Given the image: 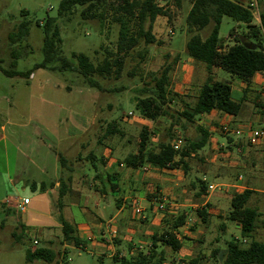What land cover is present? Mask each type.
I'll list each match as a JSON object with an SVG mask.
<instances>
[{
  "label": "rangeland",
  "instance_id": "rangeland-1",
  "mask_svg": "<svg viewBox=\"0 0 264 264\" xmlns=\"http://www.w3.org/2000/svg\"><path fill=\"white\" fill-rule=\"evenodd\" d=\"M62 1L0 0V65L4 69H10L12 51L14 50L20 55L16 71L33 73L29 77L9 78L0 71V128L5 126L7 132L13 136V145L19 146L24 152L27 151L28 146L34 145L37 141L40 144L49 145L54 152H63L70 147L77 151L80 149L81 143L89 142L90 148L84 151L83 157L88 151L98 150L96 142L102 140L108 129L109 134L112 132V135L107 136L108 140H103L104 145L106 143L113 148L114 153L119 156H127L128 153L136 150L139 134L142 131V126L139 125H142L143 120H146L137 107V100L149 96L145 90L154 85V75H159L165 67H172L171 79L173 80L179 61L188 57L186 45L189 38L194 34H199L203 39H206L210 34L211 27L190 33L186 24L188 13L192 7L190 1H182L178 7L174 0H156L157 5L163 7L167 16L158 17L153 25L152 35L155 37V43L147 44L143 38L139 39L138 44L127 51L123 70L119 76L115 73L106 77L94 76L95 81L102 87V90H99L90 87L84 77L76 71L35 69V66L44 60L43 25L46 19L49 17L57 19V26L62 38L60 47L62 57L77 65L73 55L83 54L91 59L94 66H98L106 58L111 56L115 59L120 55L118 40L122 26L125 27L128 38L138 36L141 26L138 14L127 15L118 12L119 3L111 0L106 6L97 10L87 12L86 7H77L70 14L59 17L58 9ZM258 8L260 12L261 7ZM254 18L255 23H258V16H254ZM24 21L29 23V34L24 41L13 44L9 36L18 31L19 25ZM236 26L237 24L230 18H223L220 38L225 40L228 45L234 43L230 34ZM148 27L149 21H146L143 28L146 31ZM169 30L173 31V35H169ZM243 31L244 26L241 29L238 28L236 34L240 35ZM193 66L199 68L200 73L204 71L203 67H206L207 70V66L200 62L194 61ZM205 73L208 77V70ZM212 73L215 78L231 83L233 86L239 83L235 76L222 69L215 68ZM192 83L194 88L189 91L188 96H184L185 99L177 98L178 101L172 105L174 111L182 112L186 106H194L196 103L199 90L204 83L202 78L201 81L195 79ZM233 97L235 100H239L237 94H234ZM259 100L264 106L262 96ZM254 110H258L259 113L264 109L254 106ZM222 118V114L214 118L198 117L194 124H188L185 133L178 126L170 131L171 122L167 119L161 118L156 122H151L154 130L148 148L158 150L160 142H172L177 132H181L184 141L196 140L200 137L198 128L208 132L215 128L217 133L212 134V139L220 138L221 142H226L223 138L226 135L221 129L228 125L229 128H234L235 125L231 126V122L221 125ZM237 118L240 119L239 116ZM91 123H95V126H90ZM251 127L246 126L242 130L250 131ZM84 130L87 132L84 134L85 136H81L80 132ZM212 139L209 145L199 151L195 157L187 159L189 166L187 173H182L184 169L181 167V172L170 176L175 180L173 187L177 195L167 193L165 196L169 205L176 202L184 203L186 200L195 203L191 182L205 176L208 180L207 187L213 184L219 188L211 194L208 202L204 199L197 203L202 205L206 202L207 205L204 207H208L207 212L219 210L214 211L213 215L208 213L210 216L207 217L206 222L202 221L195 210H191L188 227L181 233L185 243L184 251L181 254L174 253L171 249L162 246L161 243L156 245L158 253L164 252L162 264H192L193 261H198V264H223L219 257H213V251L215 249L225 250L226 242L242 241L240 230L236 228L235 223L228 219V212L231 210L230 196L236 192H243V188L249 186L245 179L247 172L254 174V177H258L259 181L263 182L256 186H258L257 189L264 192V151L262 149L259 151L260 159L256 160L254 166H251L250 162H246L249 167L245 170L223 168L220 165L224 160L220 158V154H232V152L227 148H221L218 142H213ZM73 143H76L75 146H72ZM260 144L263 146L264 141L258 145ZM186 145L188 146V143ZM236 156L240 157L241 162H245L241 155L236 154ZM85 173L88 174V181H92L94 167L89 162ZM239 175L244 176L243 181H238ZM226 185H238L240 188H229ZM25 194L20 193L21 200H24L25 196L32 197L33 202L27 208H33L36 202L33 194L30 191ZM252 197L249 205L259 210L262 216L258 220V230L254 239L264 244V193H256ZM219 200H222L223 203L216 206L215 203H218ZM137 204L138 202L134 205ZM88 210L89 213L83 216L79 209H74L73 223L77 226L91 224L95 213L92 207H89ZM133 210V217L125 222L126 226L118 227V230L108 237L110 241L107 242V245L111 246L113 250L109 247H96L89 241H82L81 245L77 247L73 243L66 242L62 236L63 230L62 232L58 230L59 233L57 231L60 239L53 238L52 246L45 242L36 245L34 244L35 235L46 240V234H48L47 229L42 230L47 221L40 217L32 221L33 226H30L29 217L27 227L31 229L29 231L20 229L19 233L25 232V237L19 241L13 237L12 232L20 224H10L5 230L0 231V264H123L121 255H124V251H128L130 255L129 257L126 253L124 259L133 262L138 251H131V248L134 247L132 245L140 244V238L130 237L125 240L126 236L134 235V232L140 234L142 228L145 227L146 234L142 233L141 238L150 245L154 233L159 236L165 231H169L175 221V218H162V215L157 212L152 214L153 211L148 206L146 212H149L151 216L147 220L142 219V214L136 213V208ZM116 212L115 205L108 209L104 219L105 224ZM156 214L160 216V220L155 218ZM21 219L22 214L20 221ZM114 223L116 222H111V225ZM129 223H136L141 228L132 229L133 226H130ZM222 226H225L224 230H222ZM52 231L55 232L53 229ZM62 243L69 246L63 248ZM32 246L52 250L56 254V260L52 263L44 261L28 263L26 255ZM147 251L145 249V252ZM131 252L132 254H130ZM114 257L118 261H114Z\"/></svg>",
  "mask_w": 264,
  "mask_h": 264
},
{
  "label": "trees",
  "instance_id": "trees-1",
  "mask_svg": "<svg viewBox=\"0 0 264 264\" xmlns=\"http://www.w3.org/2000/svg\"><path fill=\"white\" fill-rule=\"evenodd\" d=\"M111 0H63L58 9V16H66L77 7H86L87 12L103 8ZM117 1L118 12L127 15L138 14L141 24L137 37L128 38L125 27L122 26L118 40V55L115 59L111 56L106 58L101 65L94 66L87 56L73 55L77 65L60 55L62 38L57 19L49 17L46 19L44 29V60L35 66V69L49 71L72 70L81 74L86 83L92 88L102 90L101 85L95 81L94 76H110L115 73L119 76L123 70L127 51L134 48L139 39L143 38L147 44L155 43L152 35L153 25L158 17L167 16L166 11L159 7L156 0H112ZM182 1H190L192 7L188 13L186 24L190 33L202 31L211 27L209 36L203 39L199 34H194L189 38L186 45V53L189 58L207 66L208 77L201 87L194 106H186L182 112L172 109V105L177 98H181L170 90L172 67H165L159 75H154V85L145 91L149 96L145 99L137 100V107L141 111L144 119L156 122L159 119L170 121L169 130L178 126L184 133L188 129V124H194L196 118L201 115L210 114L217 111L221 114L238 116L242 105L233 97L232 87L228 82L217 81L212 70L219 68L235 76L237 79L251 84L256 75L264 73V0H255L257 6L261 7L259 12V23H255L252 4L254 0H174L176 6L180 7ZM259 10V8H258ZM223 18H230L237 24L231 32L234 40L232 46L226 44L220 38V29ZM149 21V27L145 31L143 24ZM242 34H236L238 28H243ZM29 34V23L22 22L18 31L9 36L13 44L24 41ZM246 38L242 43L240 37ZM248 45L249 47H247ZM20 55L12 51V61L10 69H4L0 65V71L9 78L29 77L33 73H21L16 71ZM177 61V59H176ZM200 137L196 140H185L188 143L181 151H174L172 142L162 141L158 145V150L149 149L152 132L143 130L138 138L137 152L130 154L125 159L127 167L138 169L144 164H150L156 169H183L187 172L188 166L185 158L191 154H196L205 148L209 142L208 131L198 128ZM61 162L62 159H61ZM264 164V155H263ZM192 186L199 189L195 197L200 198L208 190L206 183L196 180ZM254 192L246 189L242 193H235L231 198V210L228 219L240 225L242 241L233 240L226 242V249L213 251L214 258H220L223 264H264V244L254 239L260 213L257 209L249 207V201ZM198 216L206 222L209 216L206 209L197 210ZM187 216L180 214L175 218L169 231L157 236H152V250L147 253L139 252L132 262L121 259L123 264H162L164 262V252H157L156 245L162 246L178 253L183 248V243L175 234L178 228L185 225ZM64 239L68 243H73L79 247L81 241L75 236V228L66 220L62 219ZM19 241L25 237L22 234H13ZM251 238V240H250ZM246 240L247 243H243ZM248 240L250 242L248 243ZM28 263L44 261L52 263L56 260V254L50 249L38 248L33 253L27 252ZM118 261L116 257L113 259ZM193 261L192 264H198Z\"/></svg>",
  "mask_w": 264,
  "mask_h": 264
},
{
  "label": "crops",
  "instance_id": "crops-1",
  "mask_svg": "<svg viewBox=\"0 0 264 264\" xmlns=\"http://www.w3.org/2000/svg\"><path fill=\"white\" fill-rule=\"evenodd\" d=\"M193 62L194 60L189 57L179 61L176 71L174 72L173 80L171 79L170 90L179 95L181 99L182 97L185 99L184 96L187 97L189 91L194 88L192 85L193 80L200 79L201 81L202 78L203 83L207 80V74L205 73L207 71L206 67H203L204 71L200 73V69L195 68L193 66ZM216 80L221 81L217 78ZM229 84L232 87L233 96L234 94H237L239 97V100L236 101L242 105L241 112L238 115L240 119L237 118V116L222 114L223 118L221 125L231 122V126H235L234 128L232 127L233 129L229 128V125L226 126V131L224 130L225 126L221 129V131L226 135L223 136L226 142H221L220 138L212 139V134L217 133V130H215V128L210 129L208 132L210 134V138L207 146L212 139L213 142L217 141L221 148H227L230 150L232 154H220V158L224 160L220 166L223 168L229 167L234 170L238 169L240 171L249 167L246 162H250V165L254 166L256 160L260 159L259 151H261V149L264 151V145L261 146V144L248 147L247 137L250 131L242 130L246 126H252L251 130L262 128L264 126V110L259 111V113L258 110H254V106L264 109V106L260 103L261 100H259L262 96V100L264 101V82L261 75L258 74L255 76L251 84H247L241 80H239V83H237L236 86H233L231 83ZM176 101L178 100L176 99ZM219 114L221 113L213 111L210 114L201 115L199 117L214 118ZM141 124L142 125L139 126H142V131L147 130L150 133L153 132V124H151L150 121L143 120ZM90 126H95V123H91ZM108 131L109 130L107 129L105 135L102 137V140L100 139L96 142L98 150L88 151L83 157L84 151L90 148V144H88L89 142L81 143V147L77 151L70 147L66 148L63 152H54L49 145L45 143L40 144L37 141L34 145L28 146L27 151L24 152L21 148H19V146L13 145V136L7 132L5 126H1L0 231L5 230L10 224L19 223L20 225L15 227L16 230L12 232V235H20V229L28 231L31 229L27 227L29 225V217L31 220L30 226H33L32 221H35L37 217H40L42 220L47 221V224L42 228V230H48V234H46L47 239L45 240L35 235L37 243L34 242V244L37 245L40 243L41 245L45 242L46 244L52 246L53 238L60 239L58 230H61L60 232H62V219H64L75 228V236L81 242L89 241L96 247H109L112 249L111 246L107 245V242L110 241L108 237H111V235L115 233V230H118V227L126 226L125 222H128L133 217V209L139 206L143 210L142 219L147 220L151 214L146 212V207L148 206L153 211L152 214H155V201H157L158 198L163 197L167 200L168 205V209L163 217L176 218L177 215L180 214H185L187 216L185 225L178 228L175 232L178 239L183 243V248L178 252L181 254V252L184 251L185 246L181 233L188 227L191 210H195L196 212L197 210H201L200 208L208 210V207H204L207 205L206 202L200 205L197 201L206 199L208 202L213 192H209L207 190L204 195L197 198L195 197V194L198 193L199 189L191 185L192 190H194L193 197L195 198L193 201L195 203L191 200H186L184 203L176 202L170 203L169 205L168 199L165 195L167 193L176 194L173 187L175 180L170 176L181 172V170H159L150 164H144L138 169L127 167L124 161L128 155L135 154L137 152V147L136 150H133L124 157L115 154L114 149L106 145V143L104 145L103 142V140L106 141L109 139L107 137L108 135H112V132L109 134ZM86 132V130L81 131V136H83ZM75 144L76 143H73L72 146H75ZM213 148L216 147L213 146ZM238 150H242V154H239ZM196 154H191L188 158L195 157ZM236 154L241 155V157L245 159V162H241L240 157H237ZM188 158H185L187 166ZM61 159L63 162H61ZM88 162L94 167L92 181H88V174L85 173ZM143 167H149V171L144 172ZM182 173L187 172L182 170ZM245 179L246 182L249 183V186L244 187V190H252L254 194L264 193L257 189L258 186L256 185L263 182L259 181L258 177H254V174L247 172ZM196 180H201L205 183L208 181L205 176H203V178H197L195 181ZM243 180L244 176L239 175L238 181L240 182ZM226 186L229 188H240L238 185ZM29 191L34 196V201H36L35 206L30 209L27 208L26 212L22 214V219L20 221L21 214L17 211V205L21 203L20 193L25 194ZM208 194L210 195L208 196ZM172 197L174 196L172 195ZM25 198L29 199L30 202L28 206H30L33 202V198L29 196H25L24 199ZM231 198L232 195L229 198L230 202ZM251 200L252 199H250L249 204ZM136 202H138V204L135 206L134 204ZM222 203L223 201L219 200L218 203H215V205L220 206ZM249 204L248 206L251 207ZM114 205L117 212L111 216V220L105 224L104 219L106 217V213L108 209L113 208ZM89 207H92L95 213L92 223L81 224L78 226L75 225L73 223V210L79 209L84 216L86 213H89ZM218 210L219 209H215L214 211L217 212ZM214 211L210 210L209 212H206L213 215V213H215ZM258 212L260 213L259 210ZM260 217L262 216L260 215ZM155 218H159L160 220V216H158V214H156ZM114 221L116 223L111 225V222ZM233 223L236 224V228L240 230L241 233L240 225L236 222ZM129 224L130 226H133L132 229L141 228V226L136 223ZM52 229L55 230V232L52 231ZM145 229V227L142 228V233H145ZM224 229L225 226H222V230ZM142 233L137 234L134 232V235L130 234L125 237V240L130 237L140 238V244L138 246L132 245L134 247L131 248V251L137 250L138 253H147L150 249H152V243L149 245L147 241H145V243L141 238ZM62 236L64 237L63 234ZM61 242L62 240L60 243ZM62 246L63 248H67L69 245L62 243ZM38 248L32 246L29 252L33 253ZM145 249L148 251L145 252ZM123 253L124 255H121L122 258H125L127 254L130 257L128 251H124ZM130 254H132V252Z\"/></svg>",
  "mask_w": 264,
  "mask_h": 264
},
{
  "label": "built area",
  "instance_id": "built-area-1",
  "mask_svg": "<svg viewBox=\"0 0 264 264\" xmlns=\"http://www.w3.org/2000/svg\"><path fill=\"white\" fill-rule=\"evenodd\" d=\"M159 7H161V6H159ZM252 7H253L254 16H258V20H259V10H258V6H257V2L255 0L252 4ZM169 35H173L172 30H169ZM260 75H261L262 80L264 82V73H261ZM224 130L226 131V127H224ZM247 140H248V147L257 146L260 142L264 141V127L250 130V132L248 133ZM171 145H172V148L174 149V151H176V152L181 151L186 146V143L184 141V138H183L181 132H177V135H176L175 139L172 141ZM238 153L242 154V150H238ZM143 171L144 172L149 171V167H143ZM218 188H219V186L209 185L208 191L214 192ZM29 202L30 201L27 198H25L24 200H21V203L17 205L18 213H20V214L25 213L27 210V206L29 205ZM167 209H168V205H167V200L165 198L160 197L157 199V201H155V210L158 214H161L162 217L166 213ZM136 213L141 215L143 213V210L139 206H137L136 207ZM35 243H37V242L35 241ZM243 243H247V241L244 240Z\"/></svg>",
  "mask_w": 264,
  "mask_h": 264
},
{
  "label": "water",
  "instance_id": "water-1",
  "mask_svg": "<svg viewBox=\"0 0 264 264\" xmlns=\"http://www.w3.org/2000/svg\"><path fill=\"white\" fill-rule=\"evenodd\" d=\"M240 40H241V42H242V43H244V42H245V40H246V38H245V37H243V36H241V37H240ZM246 46H247V47H249L248 45H246Z\"/></svg>",
  "mask_w": 264,
  "mask_h": 264
}]
</instances>
